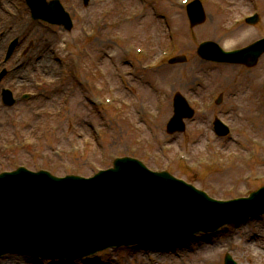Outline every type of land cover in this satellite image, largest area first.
<instances>
[{
    "label": "rangeland",
    "instance_id": "rangeland-1",
    "mask_svg": "<svg viewBox=\"0 0 264 264\" xmlns=\"http://www.w3.org/2000/svg\"><path fill=\"white\" fill-rule=\"evenodd\" d=\"M2 1L19 7L21 27L2 7L0 32L9 36L0 53V173L23 166L57 177H91L130 157L217 200L246 198L264 187V56L247 69L206 63L196 53L205 41L228 51L263 38L264 0H210L206 23L194 29L173 0H90L88 7L83 0H60L74 21L65 34L32 21L24 0ZM255 10L263 20L244 25V15ZM22 38L6 58L11 41ZM181 55L186 64H169ZM17 72L22 76L15 80ZM4 89L18 100L12 108L2 104ZM177 92L196 114L184 135L170 136L166 126ZM220 95L223 105L214 107ZM108 98L112 105H98ZM216 119L229 125L230 136H215ZM163 244L108 250L71 264H224L227 254L252 264L249 254L264 255V216ZM249 246L252 253H246ZM206 247L218 253L214 259L208 260ZM0 264L48 262L6 256Z\"/></svg>",
    "mask_w": 264,
    "mask_h": 264
},
{
    "label": "water",
    "instance_id": "water-1",
    "mask_svg": "<svg viewBox=\"0 0 264 264\" xmlns=\"http://www.w3.org/2000/svg\"><path fill=\"white\" fill-rule=\"evenodd\" d=\"M29 1L37 13L39 3ZM64 16L70 30L71 21ZM198 53L206 60L253 67L264 53V41L231 54L205 43ZM4 95L5 104L13 105L11 95ZM178 104L186 108L180 98ZM129 198H138L134 210ZM108 201L112 205L106 207ZM100 209L105 210V219ZM263 214L264 188L249 199L216 202L171 175L151 173L129 159L117 160L113 170L93 180L59 179L21 168L0 175V257L15 253L72 261L109 247L134 244L131 241L141 247L188 241L199 232H216L225 224L239 225ZM225 264L235 263L227 256Z\"/></svg>",
    "mask_w": 264,
    "mask_h": 264
},
{
    "label": "bare ground",
    "instance_id": "bare-ground-1",
    "mask_svg": "<svg viewBox=\"0 0 264 264\" xmlns=\"http://www.w3.org/2000/svg\"><path fill=\"white\" fill-rule=\"evenodd\" d=\"M1 1V3H0V5H1V8H0V20H1V17H3L2 15H3V12L2 11H4L3 9H7L8 10V12L10 13V15H11V17H10V19H11V21H16L17 22V25H16V27L17 28H20L21 27V24L19 25L18 24V21L20 20V12L19 11H17L18 9H19V7L18 6H13V8L12 9H9L8 8V6L6 5V3H4V1H2V0H0ZM193 1V0H192ZM191 3V2H190ZM41 4H44V3H41ZM25 5H26V8L29 10V13H30V15L32 16V17H34L35 15H33V13H32V11H31V8L29 7V5L27 4V3H25ZM189 5V3L186 5V7ZM2 7H3V9H2ZM186 7H184L182 10H185L186 9ZM64 14H65V12H64V10L62 9V12H61V10H60V12L57 14V16H59L63 21H62V23H57V22H55V21H48V22H45V24H46V26H49V27H51L52 28V30H59V29H61V30H63L64 32L63 33H61V34H65V33H70L71 31H69L68 29H67V26H66V24L64 23L65 21H66V17L64 16ZM32 20V19H31ZM252 21H254V22H257V23H260V21H261V18L259 19V20H257V19H254V20H252ZM240 25L241 24H239L238 26L240 27ZM0 29H1V24H0ZM5 31V29L4 28H2V32H0L1 33V35H0V53H1V51L3 50V47H4V45H5V42H6V38L9 36V35H7V33L6 32H4ZM22 32H24V28L22 29ZM61 32V31H60ZM85 35H86V37H88V36H91L92 34H89L88 32H86L85 31ZM43 36V35H42ZM41 36V37H42ZM44 37V36H43ZM95 37H96V35H94L93 36V38L92 39H95ZM47 38V37H46ZM22 42H23V38L22 39H20V40H17V43L15 44V46L13 47V53L12 54H14V52H17V50H18V48H19V46H21V44H22ZM30 50V49H29ZM222 51H224V49H221ZM12 57V56H11ZM10 57V58H11ZM9 58V59H10ZM1 59V58H0ZM0 64L2 65L3 63H2V61H0ZM19 72H22V71H19ZM19 72H17V74H16V76L14 77L15 78V80L17 79L16 77H20V76H22V73H19ZM19 73V74H18ZM12 79V78H11ZM2 80V79H1ZM0 80V81H1ZM4 80V79H3ZM264 92V91H263ZM175 93V92H174ZM178 93H180V92H177L176 94H175V96H174V98L177 96V94ZM223 97L220 95V96H218L217 97V101L215 102V105H214V107H216V106H219V105H223L222 103H223ZM112 102H113V100H111ZM173 109H174V106H173ZM172 117H174L173 119H172V122H173V124H174V132L172 131V133H174V135H176V134H178V133H182V135H184L185 133H186V131H187V127H186V123H185V121H187L188 122V117H192L193 119H194V114H189L188 112H182L181 111V113H179V112H173V116ZM180 127V128H179ZM215 129H216V127H215ZM180 135V134H179ZM123 159H129V160H132L135 164H137V165H140L141 164V161L140 160H138V159H136V158H130V157H125V158H119L118 160H123ZM111 170H113V168H108L107 169V171H111ZM18 170H12V171H8V170H5V173H15V172H17ZM155 172H157L158 174H163V173H166V174H168V175H171L170 174V172H168V171H155ZM97 176H99V172H97L96 174H94L93 176H91V177H88V180H93V179H95ZM173 178H174V176L173 175H171ZM63 177H65V176H63ZM190 187H192V188H194L195 190H197V191H199L195 186H193L192 184H190ZM200 192H202V193H204L208 198H210V196L209 195H207L205 192H203V191H200ZM121 197H124V195L123 194H121ZM125 198V197H124ZM136 200H138V198H129V205H130V207H131V209H133L134 210V202L136 201ZM110 205H112V201H108L107 202V204H106V207H109ZM105 210L104 209H100L99 210V214L101 215V217H102V219H105L104 218V216H105ZM224 227H226V226H224ZM215 233V232H214ZM198 235H200V234H197V235H194V236H192L191 237V239L190 240H192V239H195ZM201 235H204V236H208L209 234H201ZM123 239H127V238H123ZM189 240V241H190ZM121 242H126V241H121ZM131 242H133L134 244H128V245H126V244H120L119 246H117V247H115L114 249H116V250H120V249H131V248H137V249H140V250H146L148 247H152V249H154V248H156V249H163V247L164 246H167L166 244H163V243H167V244H174V241H172L173 243H168V242H166V241H163V242H161V243H155L154 245H152V246H147L148 244H150V243H144V245H145V247H141L142 246V244L140 245L139 243H137L136 241H131ZM255 244V243H254ZM158 245H160V246H162V247H160V246H158ZM256 245V244H255ZM207 249L205 250L206 252H208L207 253V258H208V260H212V259H214L215 257H216V255L218 254L217 252H215L214 250H213V247H206ZM246 249V248H245ZM108 250H112L111 248H106V249H103V250H101V251H99V252H97V253H95L94 254V256L96 255V254H98V253H100V252H103V251H108ZM253 247L252 246H249V248H247V252L246 253H249V252H253ZM248 255V254H247ZM250 256V257H249ZM249 256H248V258H250V262L252 263V264H260L259 262H261L262 261V263L264 262V255H258V254H249ZM89 256H87V257H84V258H88ZM24 259H26L25 257H23ZM82 258V257H81ZM81 258H78V260H81ZM231 258V257H230ZM232 260H233V258H231ZM40 260H42V261H47L48 262V264H50V263H55V264H65V263H67L68 261L67 260H62L61 258H59V257H48V256H40V259H39V261ZM235 264H238L236 261L234 262Z\"/></svg>",
    "mask_w": 264,
    "mask_h": 264
}]
</instances>
